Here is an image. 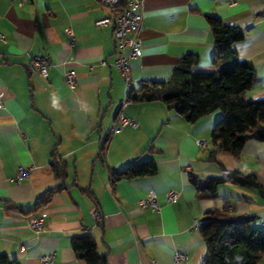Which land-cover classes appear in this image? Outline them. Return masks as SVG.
I'll return each instance as SVG.
<instances>
[{
	"label": "crops",
	"instance_id": "1",
	"mask_svg": "<svg viewBox=\"0 0 264 264\" xmlns=\"http://www.w3.org/2000/svg\"><path fill=\"white\" fill-rule=\"evenodd\" d=\"M142 13V54L130 63L133 95L167 81L185 54L199 56L194 70L210 69L209 15L244 33L237 56L254 68L244 97L264 100V0H144ZM114 14L99 0H0V256L10 263L42 264L51 256L50 264H87L71 244L90 235L107 264H175V251L187 255L182 264H202L206 245L193 222L207 211L253 215L251 226L264 228V196L256 189L227 182L214 197L201 199L189 180L190 173L204 181L238 171L254 175L264 189V141L250 138L238 158L217 152L211 160L210 134L221 111L187 122L162 100L121 106L125 83L113 65L112 31L95 23ZM37 55L52 62L47 77L31 66ZM70 68L73 89L63 78ZM120 113L137 127L111 132ZM137 159H153L156 172L113 179V171ZM55 161L65 167L61 179ZM19 166L31 170L15 181ZM172 190L179 193L176 202L166 199ZM51 191L48 204L33 210ZM151 191L158 212L139 207ZM36 215L44 216L39 233L28 227ZM257 264H264V255Z\"/></svg>",
	"mask_w": 264,
	"mask_h": 264
},
{
	"label": "trees",
	"instance_id": "2",
	"mask_svg": "<svg viewBox=\"0 0 264 264\" xmlns=\"http://www.w3.org/2000/svg\"><path fill=\"white\" fill-rule=\"evenodd\" d=\"M121 6L118 10H122ZM211 29L214 54L209 70H194L199 62L195 53L185 54L174 66L171 77L164 82H153L152 86L139 95H128V101L162 100L187 122L219 110L223 116L217 121L210 134L209 143L214 146L209 159L214 160L217 152L238 158L250 138L264 141V100H247L244 97L254 81L253 65L240 60L236 43L244 38V33L235 26L223 23L216 16H207ZM55 175L63 178L64 166L52 163ZM156 172L153 159L135 160L121 171H113V179H132ZM195 187L196 196L212 198L223 183L256 189L264 196V189L252 174L226 171L220 177H206L189 174ZM53 192L40 196L33 210L48 204ZM256 216H235L225 208L211 209L202 217L199 227L201 238L206 245V255L202 264H257L264 255V228L257 230L251 226ZM75 256L87 264H107L105 255L97 251L90 235H81L72 240ZM0 264H14L0 256Z\"/></svg>",
	"mask_w": 264,
	"mask_h": 264
},
{
	"label": "built area",
	"instance_id": "3",
	"mask_svg": "<svg viewBox=\"0 0 264 264\" xmlns=\"http://www.w3.org/2000/svg\"><path fill=\"white\" fill-rule=\"evenodd\" d=\"M23 1V0H22ZM105 7L114 10L115 14L109 17L97 20L95 23L97 26H109L112 31V36L115 43V60L113 62L114 67L120 72L125 83V98L121 101V106H125L128 101V95L131 87V60L139 58L142 54V44L140 40V32L143 28V13L142 7L144 0H99ZM231 3H235V0H231ZM123 6L122 10H118ZM67 33L71 35L70 46L74 45L73 32L71 27L66 29ZM1 37V36H0ZM72 62V58L68 63ZM31 66L41 76L47 77L48 70L52 66V62L45 56H33L31 58ZM65 84L73 89L76 85V72L73 69H67L63 73ZM3 107V94L0 93V109ZM118 123L110 128L111 132H116L123 127H137V122L130 117H127L120 113L118 115ZM197 146L204 147L207 145L206 140H195ZM31 168L25 166H19L17 174L14 177L15 181H19L28 176ZM179 198L177 191H169L166 194L168 202H176ZM139 207L142 210H149L151 212H158L160 206L157 201L155 192H149L139 202ZM44 216L36 215L30 218L28 227L39 233L44 229ZM202 224V219H196L193 222V227L199 228ZM187 260V255L181 251H175L173 254V261L175 264H182ZM42 264H50L52 262L51 256H45L41 259Z\"/></svg>",
	"mask_w": 264,
	"mask_h": 264
}]
</instances>
